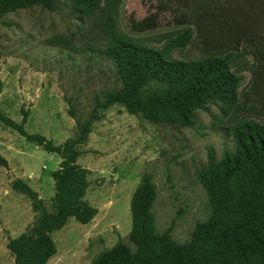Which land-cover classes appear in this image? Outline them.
<instances>
[{
	"label": "rangeland",
	"instance_id": "rangeland-1",
	"mask_svg": "<svg viewBox=\"0 0 264 264\" xmlns=\"http://www.w3.org/2000/svg\"><path fill=\"white\" fill-rule=\"evenodd\" d=\"M240 3L190 0L187 10L194 16V10L206 7L220 16ZM166 4L184 7L177 0H103L99 10L86 14L71 0H55L52 9L39 4L0 14V110L17 122L27 110L26 131L54 144L75 137L78 121L87 120L96 102L122 85L115 62L105 54L114 37L124 33L158 47L187 25L176 23ZM156 11L158 27L141 31L133 26ZM259 31L264 36V20ZM259 40L245 43L234 59L233 70L244 75L235 109L225 111L221 102L212 101L195 110L185 125L153 122L129 113L122 103L98 107L100 116L88 141L79 145L77 159L88 169L83 199L96 213L88 223L72 216L52 232L57 252L47 264H92L119 241L135 248L129 237L131 199L146 175L157 190L152 208L157 230H169L179 243L191 239L196 225L212 212L199 172L211 160L236 151L228 129L236 117L264 122V37ZM203 54L196 32L186 47L173 50L174 57L184 59ZM0 156L7 161L0 160V264H15L9 239L24 232L40 212L12 188V181H26L52 211L53 172L62 158L1 120Z\"/></svg>",
	"mask_w": 264,
	"mask_h": 264
},
{
	"label": "trees",
	"instance_id": "trees-1",
	"mask_svg": "<svg viewBox=\"0 0 264 264\" xmlns=\"http://www.w3.org/2000/svg\"><path fill=\"white\" fill-rule=\"evenodd\" d=\"M54 1L0 0V14L39 4L52 9ZM71 1L81 12L90 14L101 8L103 0ZM177 1H183L184 7L166 4L165 9L174 12L176 23L187 25L162 45H147L121 33L106 46L105 54L115 62L122 85L97 101L87 120L78 121L75 137L54 144L40 133L26 131L27 110H23L22 122L0 110L5 125L62 158L53 172L52 211L26 181H12V188L29 197L33 210L40 212L24 232L9 239L7 246L15 256V264H47L57 252L52 232L63 228L72 216L81 223L94 217L96 209L83 199L88 169L77 159L81 155L79 145L88 141L92 123L100 116L98 107L122 103L129 113L153 122L185 125L191 124L195 110L204 109L212 101L221 102L225 111L238 107L244 75L232 65L245 43H258L264 37L258 36L259 24L264 20V0H241L238 7L220 16L206 7L201 12L194 10L192 16L187 10L190 0ZM159 24L157 11L133 21L141 31ZM195 32L204 54L189 59L174 57L173 50L191 43ZM228 129L237 149L211 160L199 172L212 212L196 225L189 241L179 243L169 230H157L152 209L157 190L146 175L131 199L129 237L135 248L119 241L101 252L92 264H264V122L236 117ZM0 160L7 164L2 156Z\"/></svg>",
	"mask_w": 264,
	"mask_h": 264
}]
</instances>
